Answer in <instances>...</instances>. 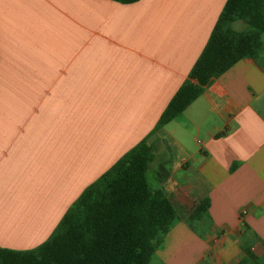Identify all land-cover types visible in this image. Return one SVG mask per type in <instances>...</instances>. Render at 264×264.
<instances>
[{
	"label": "crops",
	"instance_id": "crops-1",
	"mask_svg": "<svg viewBox=\"0 0 264 264\" xmlns=\"http://www.w3.org/2000/svg\"><path fill=\"white\" fill-rule=\"evenodd\" d=\"M225 1L0 0L1 247L38 246L144 140L179 214L148 264L264 260V36L155 127Z\"/></svg>",
	"mask_w": 264,
	"mask_h": 264
},
{
	"label": "trees",
	"instance_id": "trees-1",
	"mask_svg": "<svg viewBox=\"0 0 264 264\" xmlns=\"http://www.w3.org/2000/svg\"><path fill=\"white\" fill-rule=\"evenodd\" d=\"M236 21L242 27L236 28ZM262 36L264 0H226L203 49L155 127L180 113ZM154 151L155 144L144 140L127 150L81 192L42 243L25 250L0 246V264H148L179 218L165 192L148 187L146 171ZM207 205V200L199 203L203 211ZM242 248L245 263L264 264L249 245Z\"/></svg>",
	"mask_w": 264,
	"mask_h": 264
},
{
	"label": "rangeland",
	"instance_id": "rangeland-1",
	"mask_svg": "<svg viewBox=\"0 0 264 264\" xmlns=\"http://www.w3.org/2000/svg\"><path fill=\"white\" fill-rule=\"evenodd\" d=\"M234 26L236 27V28H240V27H242V22L241 21H236L235 23H234ZM154 164H155V162H154V160L150 163V167H152V166H154ZM150 167H149V171H150ZM150 174V173H149ZM149 180H151V176H149V178H148Z\"/></svg>",
	"mask_w": 264,
	"mask_h": 264
}]
</instances>
